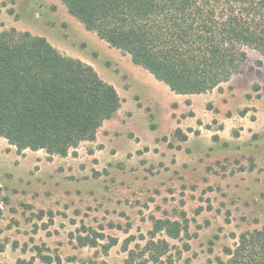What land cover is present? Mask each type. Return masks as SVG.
I'll return each mask as SVG.
<instances>
[{
    "label": "rangeland",
    "instance_id": "1",
    "mask_svg": "<svg viewBox=\"0 0 264 264\" xmlns=\"http://www.w3.org/2000/svg\"><path fill=\"white\" fill-rule=\"evenodd\" d=\"M11 28L92 66L121 104L64 156L18 153L0 137V264H49L48 256L125 264L153 217L183 229L177 238L159 232L168 251L146 264H218L239 233L264 226L263 54L245 47L228 80L178 94L61 0H0V32ZM92 236L95 246L80 245Z\"/></svg>",
    "mask_w": 264,
    "mask_h": 264
},
{
    "label": "trees",
    "instance_id": "2",
    "mask_svg": "<svg viewBox=\"0 0 264 264\" xmlns=\"http://www.w3.org/2000/svg\"><path fill=\"white\" fill-rule=\"evenodd\" d=\"M61 1L87 30L178 94L201 93L228 80L239 71L245 47L264 55V0ZM120 104L115 87L92 66L64 56L46 38L14 28L0 32V137L18 153L44 149L64 156L93 140ZM151 223L140 253L128 250L125 264L161 261L168 242L158 233L177 238L183 229L177 219L153 217ZM87 239L79 237L80 245L97 244L96 237ZM224 252L227 259L218 264H264V226L242 231ZM44 261L109 264L59 256Z\"/></svg>",
    "mask_w": 264,
    "mask_h": 264
}]
</instances>
